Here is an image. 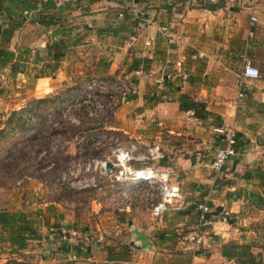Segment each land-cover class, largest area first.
<instances>
[{
    "label": "crops",
    "instance_id": "1",
    "mask_svg": "<svg viewBox=\"0 0 264 264\" xmlns=\"http://www.w3.org/2000/svg\"><path fill=\"white\" fill-rule=\"evenodd\" d=\"M56 3L64 4V9L58 12L55 8H42L41 14L59 15L60 27L36 23L30 37L29 48L35 53L30 64L39 72L36 78L35 71L33 76L31 73L32 97L51 94L66 101L87 96L83 90L68 87L67 69L78 63L86 73L104 80V86L118 77L128 78L135 84L137 94L129 99L115 96L113 114L100 125H64L59 129L51 125L52 129L47 131L53 134L49 136L78 133V148L91 144L106 147L108 153L97 159L104 161L109 160L111 149L117 145L112 139L118 138L123 144L132 141L137 151L133 152L130 166L168 172L169 180L179 188V198L174 208L153 218L148 204L157 199L149 203L151 193L147 196L149 190H155L154 186L143 181L115 180L113 172L97 169L88 179L82 176L88 183L75 189L92 186L95 196L107 197L121 193L118 188L122 184L133 190L120 205L110 198L109 202L104 200L106 209H102V198L90 199L92 222L80 224L78 232L66 231L64 227L69 228L74 221L73 213L69 215L53 201L39 200L44 181L53 182L54 176L44 180L33 174L31 190L38 199L29 207L28 215L35 220L46 210L57 216L59 207L54 224L63 226L59 229L67 232L61 238L50 226H36L40 233L48 230L46 240L54 244L45 257L36 258L38 264H115L114 259H120V264H235L221 253L226 243L247 246L255 261L264 264V0H56ZM251 15L256 18L252 23ZM34 16L31 11L26 21ZM26 21L15 31L25 30ZM60 30L63 33L59 34ZM15 33L9 43L17 40ZM60 35L68 42L66 52L54 71L42 72L48 61L42 49ZM9 48L14 50L12 44ZM15 51H21V46ZM243 58L258 69V78L238 79ZM135 63L138 66L129 69ZM157 77L164 79L160 85L153 81ZM239 91L243 94L240 98L236 96ZM184 97L202 101L205 117H195L192 110L180 108L179 101ZM229 126L239 137L238 150L222 171L214 174L207 166L192 167L198 158L204 163L211 159L219 138L214 129ZM28 132L30 141L34 132ZM103 135L106 139H102ZM47 137L44 134L41 139ZM153 146L158 150L156 158L147 151ZM38 181L41 189L35 193ZM18 189L20 196L27 193L24 187ZM134 195L138 196L136 201ZM129 196L134 202H129ZM201 201L209 205L215 216L226 213L229 222L213 221L206 228L208 237L203 243L187 249L178 241V235L194 227L195 204ZM132 228L145 235L151 245L149 249L139 247L138 242H134L137 247L129 245ZM125 243L129 250L118 246ZM73 246L83 247L85 257L68 261V255L76 250Z\"/></svg>",
    "mask_w": 264,
    "mask_h": 264
},
{
    "label": "rangeland",
    "instance_id": "2",
    "mask_svg": "<svg viewBox=\"0 0 264 264\" xmlns=\"http://www.w3.org/2000/svg\"><path fill=\"white\" fill-rule=\"evenodd\" d=\"M33 18H30L26 21V29L22 30L20 33L19 31H14L12 36H14V33L17 34L15 37L16 41H12L9 44L13 45L14 50H16V47L21 46V50L27 49V52L24 54V57L26 59L25 62H20L18 65V71L20 72H9V69L7 67L0 69V122H3L6 117L8 116V113L11 110V108L19 110L23 106L27 105V103L30 102L32 104V99H37L32 97V82L34 79L31 77V73L33 76V68L31 67V64L34 59L33 51L29 48L30 44V37L33 36V33L35 32V26L36 22L32 20ZM37 25H40L37 23ZM12 38V37H11ZM26 45V47H25ZM31 45V44H30ZM27 56V57H26ZM39 65V64H37ZM25 72V73H24ZM42 72H48L47 69H43ZM68 76H69V86L73 87L74 91H81L87 92L89 95V98L84 101L83 98H79L78 96L72 97L70 100H62V99H56L57 96L55 95H47L42 98H45L47 101L45 103H41L39 113H45L49 112L52 109H56L59 111H64L67 118L64 119V125L65 127L68 126H77V127H85V126H94V125H100L107 121V119H103L102 117H92L88 115V111H91L95 101H101L104 102L105 100H111L112 102H115V95L113 92L110 91V87L102 85L104 80H102L99 76H96L95 74H89L84 71L81 64L71 65L70 68L67 69ZM22 73V74H19ZM38 74L39 72L35 71L34 74ZM28 76H27V75ZM119 79L123 77H118ZM91 81H96L95 85L88 88L87 85ZM94 81V82H95ZM101 82V83H100ZM61 90V88H59ZM57 91H60V90ZM83 92V93H84ZM100 93V94H99ZM102 93V94H101ZM38 95V94H36ZM125 98V97H124ZM77 100V103H79V106H76V103H72V100ZM69 101L71 103H69ZM98 101V102H99ZM20 104L23 106L20 107ZM115 104V103H114ZM17 107V108H16ZM42 115V114H41ZM105 115V114H104ZM103 115V116H104ZM40 118H37L36 121H39ZM52 127L55 129H59L60 127H63V125L59 120H57L55 117L53 119H50ZM29 124V122H27ZM49 127L51 128V126ZM2 125H0L1 127ZM33 133V132H32ZM72 132H65V133H59L53 137L46 138L45 140H48V144L46 145L45 149H42V147H39L37 145L40 141L34 133L31 137L30 141L28 138L26 139V143L29 144V147H26L25 144H18L14 145V143L17 142V139L12 137L11 135L6 136L3 140H0V210L4 209L6 211H23L24 213L28 214V209L31 207L32 203H35L37 201V195L33 194L34 192L31 190L33 185V181L31 179V176L33 174L37 175L39 172L43 171L38 169V164L41 158H44V161L48 164H52L55 161H59L60 159H68V161L65 164V168L67 163H69V171L75 169V162L77 159L81 161H87L88 159H95L97 160L100 155L108 153L107 149H105V146H99L98 144H91L93 146L84 147L81 148L77 147V141L79 140L78 133H72ZM63 136V137H62ZM62 137V138H61ZM102 139H106L104 135L102 136ZM99 140V139H98ZM117 141H121L118 138ZM29 141V142H28ZM43 141V139H41ZM37 143V144H36ZM41 146H43L41 144ZM14 152L11 157L8 156L9 152L7 149L13 148ZM19 148H22V152H24L23 157L19 154ZM38 151V152H36ZM106 151V152H105ZM70 155L69 157H65L66 155ZM46 157V158H45ZM20 167L25 166V171L20 172L18 171V164ZM59 168L58 174H55L57 177L59 175H64V172L66 169ZM47 169V168H46ZM94 170H85L81 171L79 173L73 171L72 174H75V179H79L78 177H84L85 179H88L93 175ZM28 177L29 179H26L23 177ZM40 176V175H39ZM38 177V176H37ZM93 178V177H92ZM23 179L22 181H20ZM34 179V178H33ZM26 180V181H24ZM19 182L20 184L17 185L16 182ZM43 184V183H42ZM45 188L42 194H40V199H43L46 203L47 202H55V204H59L61 207V210H65L68 212V214L74 215V221L71 222L69 228H65L66 231L74 230L75 232H78V226L81 224L87 222H92L93 220V214L90 212V208H92L93 203L88 198V194H92V191L82 192V193H71L68 192V189L73 188L65 183H61V180H53V182L49 181L44 182ZM128 184H122L119 186V190L122 193H115L112 197L107 196H95L94 198H97V200H102L104 204H102V209H106L105 201L109 202V198L111 201H118L119 205L121 202L125 201L128 197V193L132 191ZM59 186V187H58ZM20 187H24L27 191L25 195L19 194ZM92 187V186H89ZM75 189V188H73ZM76 190V189H75ZM39 191H35V193H38ZM137 192V191H136ZM151 193V194H150ZM85 194V195H84ZM150 194V197H149ZM123 195V196H122ZM131 196V195H130ZM129 196V202H131V197ZM134 201H136L137 195L132 196ZM149 197V203L157 199V191L154 189L149 190L148 196ZM102 198V199H101ZM105 200V201H104ZM132 201V202H134ZM131 202V203H132ZM14 203V205H13ZM48 206H54L53 204H46V207ZM44 207V208H46ZM149 207V204H148ZM57 209V216H51L49 213L45 212L40 213V216L38 218H35V224L36 226H50L53 229V233H59L60 227L56 223V217L59 216L60 210L59 207ZM149 211V210H148ZM50 212V211H49ZM52 213V211L50 212ZM150 215V214H149ZM70 219V218H67ZM76 224V225H75ZM75 225V227H74ZM63 228V230H64ZM77 229V231L75 230ZM38 231V230H37ZM40 236L38 240L32 239L28 242L27 248L25 250L20 251H14L12 252V248H10L6 243L0 242V263H3L9 259H15L19 262H25V263H37V257L39 255H45L47 251L53 249L54 244H50L47 242V233L49 231H43V233L37 232ZM41 237L43 239H41Z\"/></svg>",
    "mask_w": 264,
    "mask_h": 264
},
{
    "label": "trees",
    "instance_id": "3",
    "mask_svg": "<svg viewBox=\"0 0 264 264\" xmlns=\"http://www.w3.org/2000/svg\"><path fill=\"white\" fill-rule=\"evenodd\" d=\"M42 8H55L59 12L64 9V4H57L56 0H0V16L2 17V23L0 25V69L7 67L9 69V72L11 73L14 71L17 72L20 62L25 61L24 54L27 52V49L15 51L9 48V42L13 32L21 27V25L26 21V17H24V15L22 14L23 10L34 11L35 16L32 20L36 23H39L41 26L48 27L55 24L59 26L61 24L59 15L51 13L46 17L45 15L41 14ZM61 33H63V30H60L59 34ZM67 46L68 42L66 41V39H64V37H62V35L47 42L44 45L42 50L48 56V61L44 66L48 71L52 72L57 68L58 62L60 58L65 54ZM137 66V63H135V65H132L129 69H135ZM142 67L144 69L143 65ZM37 76L38 75L35 73L33 77L36 78ZM133 96L135 95H128L125 97V99L132 98ZM46 101L47 100L45 98L32 99V104H30L29 102L19 110L10 111L6 119L3 122H0V125H2L0 127V140H3L4 138H6V136L11 135L15 139H17V142L14 143V145H18L21 143L25 144L29 134L28 131L30 130H33L35 134L41 137L44 134H47V138H49V135L52 131H47V129H50V119H53L54 117L63 124L61 126H64V120L60 117L61 111L57 110V107L56 109H52L49 112H45L44 114L41 112L39 113V105L41 103H45ZM179 107L192 110V114L195 117L201 118L205 117V115L207 114V112L204 110V105L201 102L194 101L193 99H190L188 97L180 99ZM37 118H40V120L36 121ZM27 122H29V124H27ZM45 131L47 132L45 133ZM45 139H43V141H41L39 144V147H42V149H45L46 145L48 144V140ZM238 141L239 137L237 135L235 144V148L237 150ZM41 144L43 146H41ZM25 146L29 147V144L26 143ZM7 150L9 152L8 156L11 157L14 152V147ZM19 150L20 156L23 157L24 152H22V148H19ZM67 161L68 159H60L59 161H55L52 163V167L46 170V166L48 165V163L44 161V158H41L38 164V169L43 171L39 172L38 175L44 178V180L53 177L52 174H57L59 168H65V164ZM18 171L24 172L25 166L20 167V165L18 164ZM31 177L34 178V176ZM90 190L92 191V194H88V198L93 199V187H84L76 190L70 188L68 189V192L85 193ZM37 232L38 231L34 218L30 217L27 213H24L23 211L10 212L4 209L0 210V242L6 243L10 248H12V252L25 250L30 240H38L40 236ZM174 236L177 237V235L175 234ZM118 246L123 249L129 250V246L127 243L120 244ZM73 247L75 248L77 246ZM221 248V253L229 258H232L235 264H258L251 253L248 251V247L245 245L226 243L223 244ZM73 253L76 255V257H85L86 255L85 249L83 247L74 250ZM39 256H41L42 258L45 257V255L43 254ZM113 262H115V264H120V259H114ZM0 264L37 263L19 262L13 258Z\"/></svg>",
    "mask_w": 264,
    "mask_h": 264
},
{
    "label": "built area",
    "instance_id": "4",
    "mask_svg": "<svg viewBox=\"0 0 264 264\" xmlns=\"http://www.w3.org/2000/svg\"><path fill=\"white\" fill-rule=\"evenodd\" d=\"M30 12L31 11L23 10L22 14L24 15V17H27ZM255 19V16L251 15L249 17L250 23L254 22ZM199 55L201 54L199 53ZM258 77V69L248 60L243 58L240 66V71L238 73V79L252 80ZM163 80L164 79L157 77L153 81L155 84L160 85ZM94 81L90 80L87 87L90 88L95 85L96 81ZM102 85H104V83H102ZM108 87H110V91L113 92V94L119 97L120 99H124V97L128 95L137 94V88L135 84L126 77H123L121 79L117 78L112 81H109ZM236 96L240 98L243 96V94L241 91H239L237 92ZM88 98L89 95L83 97L82 100L86 101ZM98 101H95L91 111H88V115L94 118H109V116L112 115L114 112V102H112L111 100H105L104 102ZM69 103L71 102L69 101ZM72 103H76V106L80 105L79 103H77L76 99H74V101L72 100ZM60 117L63 120L67 118L65 112L62 110ZM214 131L219 134V138L217 139V145L214 148L211 159L207 163H204L198 158L196 162L192 165V167L207 166L214 174H219L222 171L226 161L230 157L234 156L236 153L235 144L237 140V135L235 129L232 126L221 129H214ZM112 141H116L117 143V145L111 149L109 158V161H111L113 165V178L115 180H130L134 182L143 181L149 183L151 187L154 186L155 190L157 191V201L149 204V213L150 216L153 218L158 217L161 213H163L169 208H174L175 203L179 198V188L177 184L169 180L168 172L156 171L151 167L147 166L132 168L130 166V161L133 158V152L137 151V146L135 145V143H133L132 141H128L123 144L117 141L116 139H112ZM147 151L151 157L156 158L159 156L157 147L155 146L150 147ZM104 162V160L88 159L87 161H81L77 159L75 162V169L69 171V163H67L65 168L66 170L64 172L65 176L60 174L59 177H57V175L55 174V180H57L58 182V179H60L61 183H65L73 188L80 187L81 185L88 182L83 177H78L79 179L76 180L75 174H72L73 171L77 173L81 172L82 170L85 171L88 169H100L101 171H104ZM51 167L52 164H48L46 166V170ZM24 178L29 179L25 176L23 177V179ZM23 179H21L20 181H22ZM31 179L33 180V177H31ZM16 184L19 185L20 183L17 181ZM40 189L41 184L38 181L37 185H35L34 187V191H39ZM195 210L197 212L196 224L193 228L183 233H180L178 236V241L187 249L198 248L203 243L205 238L208 237L206 228L211 225L213 221L218 220L223 223L229 222V216L226 213L215 216L212 213L211 208L209 207V205H207L205 201L197 202L195 204ZM65 233H67L65 230L60 229L59 234L61 238H64ZM66 259L68 261H76L77 257L74 253H71Z\"/></svg>",
    "mask_w": 264,
    "mask_h": 264
},
{
    "label": "water",
    "instance_id": "5",
    "mask_svg": "<svg viewBox=\"0 0 264 264\" xmlns=\"http://www.w3.org/2000/svg\"><path fill=\"white\" fill-rule=\"evenodd\" d=\"M112 170H113V165H112L111 161H109V160L105 161L104 162L105 173H110V172H112ZM130 232L133 235L132 240L129 241L130 246L137 247V245L134 242H138L139 247H145L147 249L150 248L151 245H150L149 241L147 240V238L145 237V235L141 231L137 230L136 228H132Z\"/></svg>",
    "mask_w": 264,
    "mask_h": 264
}]
</instances>
